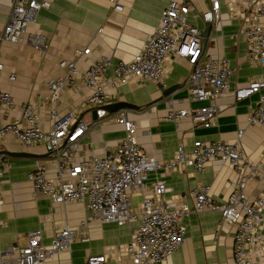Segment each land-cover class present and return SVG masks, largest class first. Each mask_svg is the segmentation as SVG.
I'll use <instances>...</instances> for the list:
<instances>
[{"label": "crops", "instance_id": "1", "mask_svg": "<svg viewBox=\"0 0 264 264\" xmlns=\"http://www.w3.org/2000/svg\"><path fill=\"white\" fill-rule=\"evenodd\" d=\"M50 6L37 12L27 34H40L46 47L35 49L30 42L0 43V60L4 64L0 74V90L12 93L16 107L11 110L0 108V123L9 122L20 115V104L35 105L42 130L52 128L49 111L55 108L58 116L72 112L77 121L87 125L78 141L76 159L100 154L106 146H115L124 131L115 121V114L125 113L136 127V137L144 155L164 164L173 158L179 143L189 152L195 140L227 141L238 140L251 160L261 161L264 172V158L260 149L264 145V127L250 124L248 116L255 107L259 94L237 100L236 88L245 85L249 78L264 81V65L250 63L245 57V42L239 38V20L230 16L227 5L221 0V20L212 25L201 18L212 0H188L189 22L206 34L204 55L226 57L236 70L230 76L229 89L218 96L215 103L218 114L211 126L205 128L186 117L178 122L164 119L170 107L195 108L203 102L189 98L186 79L191 65L186 58L169 55L166 86L150 81H131L114 86L106 83L104 92L106 104L115 101L129 102L137 108L107 112L98 119L92 118V107L83 103L89 93L84 84V71L93 62L108 57L112 62L129 61L145 45L148 37L159 23L160 11L169 0H120L121 11L115 10L109 0H48ZM12 0H0V34L11 12ZM264 29V16L259 17ZM88 47V54L75 60L77 68L74 83L62 89L56 104L41 103L39 96L48 95L49 80L62 76L66 68L59 65L62 59H73L75 48ZM15 73V79L8 76ZM111 75L105 73L106 81ZM172 86V90L164 93ZM264 92V89L262 90ZM239 130L242 133L239 135ZM0 152L6 157L4 175L0 184V257L13 244L23 245L30 231L42 230V241L49 244L56 231L69 226L77 228L85 220L88 210L85 202H53L48 196L36 193L27 174L34 168V161L40 159L47 165L49 173H55V163L43 145L24 146L14 136L6 135L0 140ZM236 177L230 162L220 158L210 159L203 172L191 166L183 169L158 167L149 172L146 184L150 186L158 179L166 182V191L161 199L177 205L186 201L192 203L191 190L199 185L210 186V194L216 202L227 198L231 182ZM264 184L258 177L247 184V194L253 198ZM145 193H149L146 191ZM140 199L138 193L132 197V205ZM186 226L185 242L168 258L159 264H234L232 254L233 227L221 222L218 212L201 210L191 212L183 218ZM138 223L118 226L112 222L94 220L78 233L70 248L47 259L43 264H85L86 257L98 255L112 249L102 264H134L127 256L124 245L129 241Z\"/></svg>", "mask_w": 264, "mask_h": 264}, {"label": "built area", "instance_id": "2", "mask_svg": "<svg viewBox=\"0 0 264 264\" xmlns=\"http://www.w3.org/2000/svg\"><path fill=\"white\" fill-rule=\"evenodd\" d=\"M115 10L121 11L120 0H109ZM230 16L239 20L238 36L245 42V57L250 63L264 65V29L259 17L264 16V0H223ZM50 6L48 0H12L10 15L0 34V43L30 42L35 49H44L46 44L40 34H27L28 25L35 20L41 9ZM188 0H169L160 11V19L143 48L129 61L112 62L108 57L93 62L84 71V84L89 93L83 103L96 111V117L107 115L104 108L106 83L114 86L131 81H150L166 86L169 55L184 57L191 65L186 79L189 98L203 102L195 108L175 109L170 107L164 119L178 122L190 118L202 127L212 125L218 114L215 100L229 89L230 76L235 72L226 57L205 56L200 29L189 22ZM221 0L210 1L201 13V18L215 25L221 20ZM89 48H75L74 58L59 61L66 73L48 81V95L39 96L41 103L56 104L66 86L74 83L77 71L75 60L88 54ZM4 68L0 60V74ZM111 75L106 81L105 73ZM8 78L15 79V73ZM264 81L251 77L247 83L234 91L237 100L258 93L255 107L248 116L250 124L264 127ZM16 101L8 90H0V108L11 110ZM52 120L50 130H42L35 105L20 104V115L9 122L0 123V140L6 135L14 136L24 146L41 144L50 153L55 163L52 176L45 162L34 161V168L27 174L34 192L48 196L53 202H85L88 214L77 228L63 226L54 234L49 244L42 241V230L29 232L23 245L13 244L2 252L0 264H43L47 259L70 248L73 238L86 230L94 220L112 222L118 226H130L137 222L129 241L124 245L128 258L134 264H159L171 256L186 240V226L183 218L191 212L210 210L218 212L221 222L233 227L232 254L234 264H264V184L257 195L247 194V184L261 175V161L248 158L238 140L204 141L195 140L187 152L183 143L176 147L172 159L160 164L155 158L142 153L136 137V127L125 113L115 114V121L123 128L124 135L115 146H106L100 154L76 159L78 141L87 125L77 121L72 112L58 116L55 108L49 111ZM242 130H239L240 135ZM264 158V145L260 149ZM212 158L230 162L236 177L231 182V191L226 199L216 202L210 194V186L199 185L191 190L192 203L186 201L170 205L161 199L166 191L164 179H158L148 186L149 172L165 169L193 167L203 172ZM6 157L0 152V184L4 175ZM149 191V193H145ZM134 193L140 195L132 205ZM112 249L98 255L86 257L85 264H102Z\"/></svg>", "mask_w": 264, "mask_h": 264}, {"label": "water", "instance_id": "3", "mask_svg": "<svg viewBox=\"0 0 264 264\" xmlns=\"http://www.w3.org/2000/svg\"><path fill=\"white\" fill-rule=\"evenodd\" d=\"M206 34H202V44H205L206 40ZM172 90V86L170 88H167V90L164 93H168ZM138 106H135L129 102L125 101H115L104 105V108L107 110V112H116L120 109H126V108H137ZM92 118H96V111L95 109H92Z\"/></svg>", "mask_w": 264, "mask_h": 264}]
</instances>
